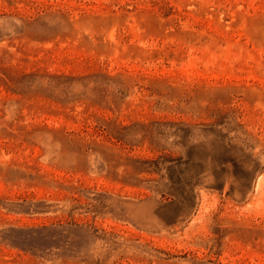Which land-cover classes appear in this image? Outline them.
<instances>
[{
    "label": "rangeland",
    "instance_id": "374dc122",
    "mask_svg": "<svg viewBox=\"0 0 264 264\" xmlns=\"http://www.w3.org/2000/svg\"><path fill=\"white\" fill-rule=\"evenodd\" d=\"M0 264H264V0H0Z\"/></svg>",
    "mask_w": 264,
    "mask_h": 264
}]
</instances>
